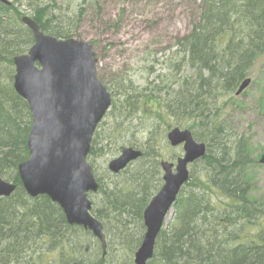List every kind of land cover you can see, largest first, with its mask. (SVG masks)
<instances>
[{
	"label": "trees",
	"instance_id": "16d2710c",
	"mask_svg": "<svg viewBox=\"0 0 264 264\" xmlns=\"http://www.w3.org/2000/svg\"><path fill=\"white\" fill-rule=\"evenodd\" d=\"M11 1L0 3V179L15 190L0 198V264L130 263L145 232L143 212L162 185L157 129L165 133L174 126L191 130L196 141L206 144V154L193 164L172 222L157 236L147 264H264V203L254 195L251 171L257 159L249 160L244 139L224 131L221 114L264 58V0H200L198 19L176 42L180 59L171 79L142 89L125 86V80L122 85L116 81V91L106 85L111 108L87 158L98 183V192L88 197L106 237L104 258L90 232L69 226L48 197L32 199L23 190L17 167L28 158L31 115L12 86L13 58L33 43L15 5L26 4L44 34L67 39L77 38L87 9H99L102 0H81L65 9L55 0ZM184 71L191 75L182 76ZM139 117L152 123L142 147L128 142L141 150V157L119 174H109L105 183L95 168L105 147L101 144Z\"/></svg>",
	"mask_w": 264,
	"mask_h": 264
},
{
	"label": "water",
	"instance_id": "95a60500",
	"mask_svg": "<svg viewBox=\"0 0 264 264\" xmlns=\"http://www.w3.org/2000/svg\"><path fill=\"white\" fill-rule=\"evenodd\" d=\"M0 3L10 4L7 0ZM22 22L31 31L33 44L26 54L13 59V87L31 113L29 156L17 167L21 186L30 198L48 197L61 209L69 226L90 231L104 256L103 227L90 214L87 197L98 191V184L86 158L97 125L111 105V95L97 77V59L89 43L45 35L29 17H23ZM249 83L244 80L235 94L240 95ZM166 138L172 147L183 145V157L175 167L160 163L163 185L143 212L145 233L130 264H147L152 259L166 216L188 181V165L206 152L205 145L197 143L187 129L174 128ZM140 156V151L124 148L109 162L108 170L117 174ZM259 163L264 164V153ZM14 190V184L0 179V197H9Z\"/></svg>",
	"mask_w": 264,
	"mask_h": 264
},
{
	"label": "rangeland",
	"instance_id": "374dc122",
	"mask_svg": "<svg viewBox=\"0 0 264 264\" xmlns=\"http://www.w3.org/2000/svg\"><path fill=\"white\" fill-rule=\"evenodd\" d=\"M55 2L65 9L77 7L81 0ZM199 3L200 0H102L99 9H87L74 39L93 45L98 58V75L114 91L116 81L121 84L122 80H125V86L130 83L136 89L145 88L150 83L157 85L173 77V68L180 59L176 42L189 32L198 19ZM15 6L24 15H30L26 4ZM253 70L251 83L244 93L234 96L222 112L219 110L224 131H228L232 139L241 138L247 142L249 160H254L264 149V101L261 103V99L264 100V58L256 62ZM183 75L190 76L191 73L184 71ZM174 88L176 85L171 86V89ZM151 128L150 121L139 117L125 124L123 132L112 136L110 144L103 142L102 154L95 159L96 176L108 183L111 177L106 165L120 153L116 149L129 146L128 142L142 147ZM157 133L156 146L161 159L175 162L182 154L181 148L169 147L166 133L161 128L157 129ZM257 165L251 170L256 176L254 195L264 203V166ZM172 218L173 212L166 218V228Z\"/></svg>",
	"mask_w": 264,
	"mask_h": 264
},
{
	"label": "bare ground",
	"instance_id": "6f19581e",
	"mask_svg": "<svg viewBox=\"0 0 264 264\" xmlns=\"http://www.w3.org/2000/svg\"><path fill=\"white\" fill-rule=\"evenodd\" d=\"M1 198V197H0Z\"/></svg>",
	"mask_w": 264,
	"mask_h": 264
}]
</instances>
